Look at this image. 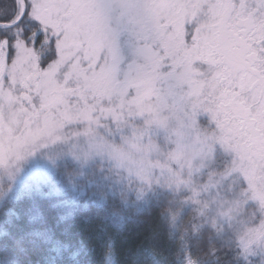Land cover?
Masks as SVG:
<instances>
[{"label":"rangeland","instance_id":"374dc122","mask_svg":"<svg viewBox=\"0 0 264 264\" xmlns=\"http://www.w3.org/2000/svg\"><path fill=\"white\" fill-rule=\"evenodd\" d=\"M16 9L0 0L5 20ZM55 12L56 34L34 45L39 26L22 22L21 55L0 72V152L19 158L11 175L0 167V185L44 178L59 159L98 157L145 187L190 188L199 216L239 250L264 235V64L220 30L185 29L179 8L119 40Z\"/></svg>","mask_w":264,"mask_h":264},{"label":"trees","instance_id":"16d2710c","mask_svg":"<svg viewBox=\"0 0 264 264\" xmlns=\"http://www.w3.org/2000/svg\"><path fill=\"white\" fill-rule=\"evenodd\" d=\"M140 183L98 157L59 159L44 178L3 181L0 264H152L157 256L243 264L235 241L199 216L190 188ZM33 204L42 218L30 219Z\"/></svg>","mask_w":264,"mask_h":264},{"label":"snow or ice","instance_id":"6c2138e0","mask_svg":"<svg viewBox=\"0 0 264 264\" xmlns=\"http://www.w3.org/2000/svg\"><path fill=\"white\" fill-rule=\"evenodd\" d=\"M13 3L17 4V9L9 19L5 20L0 13V71L7 65L11 53L17 57L21 55L23 21L39 26V31L34 30L30 36L33 45L35 37L46 36L49 28L53 29V35L56 34L52 9H56L55 15L61 18L70 19L72 13L86 16L114 33L119 40L135 33L152 18L163 22L179 8L183 12L185 29L201 22L205 28L220 30L243 45L250 59H264V0H13ZM18 162V157L0 152V167L6 166L9 175ZM77 199L74 196L72 203ZM33 209L36 215L30 219L42 218L39 207L33 204L30 211ZM240 257L243 264H264V235L251 237L243 243Z\"/></svg>","mask_w":264,"mask_h":264},{"label":"flooded vegetation","instance_id":"af4514ba","mask_svg":"<svg viewBox=\"0 0 264 264\" xmlns=\"http://www.w3.org/2000/svg\"><path fill=\"white\" fill-rule=\"evenodd\" d=\"M260 62H261V64H264V59H260L259 60ZM1 72V71H0ZM253 72H250V71H245V72H243V74H251V75H254V74H252ZM258 77H260V72L258 73ZM263 90H264V88H263ZM254 92V91H253ZM255 93V92H254Z\"/></svg>","mask_w":264,"mask_h":264}]
</instances>
